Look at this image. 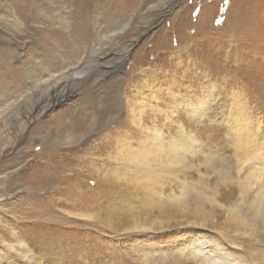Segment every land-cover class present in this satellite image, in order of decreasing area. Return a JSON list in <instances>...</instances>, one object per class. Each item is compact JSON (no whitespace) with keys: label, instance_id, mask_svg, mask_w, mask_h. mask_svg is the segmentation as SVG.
<instances>
[{"label":"rangeland","instance_id":"obj_1","mask_svg":"<svg viewBox=\"0 0 264 264\" xmlns=\"http://www.w3.org/2000/svg\"><path fill=\"white\" fill-rule=\"evenodd\" d=\"M8 7L0 264H264V0Z\"/></svg>","mask_w":264,"mask_h":264},{"label":"bare ground","instance_id":"obj_2","mask_svg":"<svg viewBox=\"0 0 264 264\" xmlns=\"http://www.w3.org/2000/svg\"><path fill=\"white\" fill-rule=\"evenodd\" d=\"M34 0H0V7L3 6V3L7 4L9 7L11 8L10 11H8L9 16L12 20L11 24L17 25V26H25V28L27 26L30 25V23H32V21L35 19L33 16V13L31 12V5L32 2ZM64 1V0H63ZM71 2V1H70ZM74 2V1H73ZM78 2V1H77ZM66 6V5H64ZM37 7L39 8V4L37 5ZM65 8V7H64ZM5 9V8H3ZM66 9V8H65ZM2 10V9H1ZM67 13V12H66ZM67 14H71V12H68ZM35 15V14H34ZM69 16V15H68ZM38 17V16H37ZM9 18V17H8ZM39 21V20H38ZM68 21V20H67ZM70 24V22H69ZM4 26V25H3ZM12 27V26H11ZM34 27V26H33ZM11 30V29H10ZM27 32V31H26ZM130 42H134V40H131ZM99 46V45H98ZM97 47V45H96ZM129 53V50L126 51V53L124 55L121 56L122 60H125V58L127 57ZM108 56H110V52L103 55L104 59L108 58ZM101 60V59H99ZM31 76V75H30ZM39 82L37 77H34L32 80V84ZM27 93V92H25ZM24 91H21L20 89H15L14 93L11 95V97L15 100H11L8 98V100L5 102L4 107L0 108V130L5 131L3 133H8L9 130L14 129L13 125L14 123H12V120H8V116L10 115V113H12V115L20 121V122H16L19 123V127L21 129L27 130L28 126L31 125V122L33 120H35V118H37V116L39 115L37 113V109L36 108H31V109H24V107H22L23 104H21V98L22 100H24L23 95L25 94ZM6 100V99H5ZM3 100V101H5ZM31 104V103H30ZM35 106V105H34ZM28 110H30L28 112ZM23 117L26 118V121L21 120ZM15 122V120H14ZM25 132V131H24ZM3 140V138H2ZM64 144L69 146L74 144V142H76V138L73 137V140L71 139V141H69L68 139H63ZM60 143H62V141H60ZM133 152V151H132ZM142 152V151H140ZM146 152V151H145ZM129 154V153H128ZM131 154V153H130ZM147 154V153H145ZM145 154L142 153H138L136 155H129L130 159L129 161H132L135 164H139L140 166L145 164V161L147 159V157L145 156ZM148 155V154H147ZM167 158V157H166ZM161 159V158H160ZM167 160V159H166ZM162 161V160H161ZM164 162V161H163ZM165 163V162H164ZM166 165V164H165ZM136 166V165H135ZM139 167V166H138ZM154 171H149L148 172V176H151L152 178H154ZM147 176V175H146ZM157 177V176H156ZM150 179V178H149ZM257 204V203H256ZM260 209V208H259Z\"/></svg>","mask_w":264,"mask_h":264}]
</instances>
